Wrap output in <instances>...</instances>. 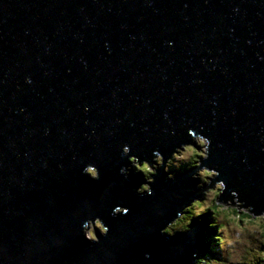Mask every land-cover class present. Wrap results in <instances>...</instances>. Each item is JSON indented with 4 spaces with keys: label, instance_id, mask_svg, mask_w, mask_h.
<instances>
[{
    "label": "water",
    "instance_id": "95a60500",
    "mask_svg": "<svg viewBox=\"0 0 264 264\" xmlns=\"http://www.w3.org/2000/svg\"><path fill=\"white\" fill-rule=\"evenodd\" d=\"M189 130L225 196L264 204V0H0V264L208 257L205 216L161 234L200 196L194 171L160 168L140 195L122 156L166 161ZM96 216L98 244L82 233Z\"/></svg>",
    "mask_w": 264,
    "mask_h": 264
},
{
    "label": "clouds",
    "instance_id": "9594fccd",
    "mask_svg": "<svg viewBox=\"0 0 264 264\" xmlns=\"http://www.w3.org/2000/svg\"><path fill=\"white\" fill-rule=\"evenodd\" d=\"M189 135L192 142L178 145L166 161L158 150L154 151L152 161L149 162L147 159L141 161L136 156H130V147H123L122 156H127L131 166L145 178V183L136 189L137 193L152 195L151 186L155 183L154 178L159 174L160 168L169 173V179L175 178L170 171L172 168L179 170L187 166L188 169H196L192 172V179L198 181L196 187L200 189V196L194 198L175 219L162 228L161 234L173 236L177 232L190 233L192 219L210 213L212 222L209 227L216 230L212 240L219 257H200L193 253L194 264H264V204L257 206L247 199H239L235 191L230 197L225 196L227 185L218 179L220 172L202 164L203 160L209 158L210 140L191 130ZM130 171L128 167L120 169L125 177ZM83 173L93 180L100 179V171L93 165L86 166ZM242 191L246 196L249 194L247 189ZM257 208L260 210L257 211ZM128 211L125 207L117 206L112 215L127 214ZM109 231V227L99 216L88 218L82 226L83 236L97 244L100 237H106Z\"/></svg>",
    "mask_w": 264,
    "mask_h": 264
},
{
    "label": "trees",
    "instance_id": "16d2710c",
    "mask_svg": "<svg viewBox=\"0 0 264 264\" xmlns=\"http://www.w3.org/2000/svg\"><path fill=\"white\" fill-rule=\"evenodd\" d=\"M203 216H205V219H204V226H203V233H202V247L208 257L218 258L219 252L216 250L214 241L212 240V236L214 235L216 230L214 228L209 227L210 223L212 222L211 214L209 213ZM203 216L199 218L202 220ZM194 219L195 218H193L192 220Z\"/></svg>",
    "mask_w": 264,
    "mask_h": 264
},
{
    "label": "rangeland",
    "instance_id": "374dc122",
    "mask_svg": "<svg viewBox=\"0 0 264 264\" xmlns=\"http://www.w3.org/2000/svg\"><path fill=\"white\" fill-rule=\"evenodd\" d=\"M174 170H177L176 168H174ZM186 170H190V171H196V169H188L186 166H184V167H182L181 169H179L178 171H186ZM200 190V189H199ZM230 197V196H229ZM177 217V216H176ZM175 217V218H176ZM174 218V219H175ZM203 218V217H202ZM193 221V220H192ZM192 221H191V223H192ZM197 223H201V219L200 220H197ZM196 223V224H197Z\"/></svg>",
    "mask_w": 264,
    "mask_h": 264
}]
</instances>
